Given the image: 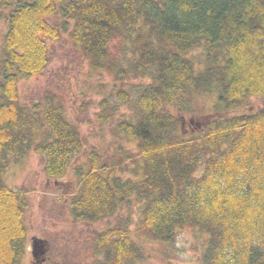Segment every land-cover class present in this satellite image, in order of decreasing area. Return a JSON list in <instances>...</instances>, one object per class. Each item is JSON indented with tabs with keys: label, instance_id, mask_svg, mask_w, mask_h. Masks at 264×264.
I'll return each mask as SVG.
<instances>
[{
	"label": "trees",
	"instance_id": "16d2710c",
	"mask_svg": "<svg viewBox=\"0 0 264 264\" xmlns=\"http://www.w3.org/2000/svg\"><path fill=\"white\" fill-rule=\"evenodd\" d=\"M18 14L0 86V264H23L27 250L28 196L4 175L32 151L43 157L48 180L70 169L78 177L67 204L75 221L129 211L93 240L91 264H141L150 246L169 258L181 229L206 237L198 264H264V108L228 113L264 96V0H40ZM53 14L59 22L48 20ZM66 34L91 75L114 81L98 119L129 110L113 131L136 145L120 148L130 176L118 162L102 165L95 149L76 161L85 144L62 94L20 102L19 81L41 74L50 62L47 41ZM207 96L215 104L200 107ZM218 110L207 126L184 134L185 116L194 122L198 112Z\"/></svg>",
	"mask_w": 264,
	"mask_h": 264
},
{
	"label": "rangeland",
	"instance_id": "374dc122",
	"mask_svg": "<svg viewBox=\"0 0 264 264\" xmlns=\"http://www.w3.org/2000/svg\"><path fill=\"white\" fill-rule=\"evenodd\" d=\"M47 18L51 22H59L56 14ZM5 30V25L1 19L0 42L2 33L6 32ZM47 43L50 49V62L41 74L19 81L20 102L24 105H33L40 102L41 94L48 90L62 94L66 101L68 118L78 124L85 144L83 154H79L76 161L82 162L87 152L95 149L104 156L102 165L113 167L112 164L118 162L117 168L125 167V172L122 174L130 176L133 166L123 156L121 157L120 148L125 151H135L136 145L116 136L113 131L117 127L118 120L126 117L129 110L125 105L121 106L114 116L115 118L105 123H102L97 116V112L100 111L99 104L104 97L111 93L114 81L108 74L103 76L91 75L87 61L70 42L67 34L58 41L48 40ZM139 82L140 80H129L128 84ZM118 84L120 85V83ZM198 102L200 107L202 104L211 106L215 104V99L213 96H207L200 98ZM263 108L264 96H254L250 98L244 108L233 109L228 113L242 115ZM223 112V110L211 111L210 114L198 112V115H194V122L191 120L192 115L188 114L183 119L184 134H194L200 130L201 125L207 126L212 115ZM4 179L11 189L16 192H24L29 200V206L24 217L28 229V241L23 264H34L31 254L33 237H41L48 233V236H51V240H53L56 235L62 237L72 234V237L79 239L78 246L81 247L86 242L92 244L99 233L118 223L122 217L127 218L129 213L125 209L116 216L105 218L96 223L75 221L69 215L67 207H64V196L68 198L76 191L78 177H74V172L70 169L68 176L57 182L52 179V184L49 186L47 184L49 180L44 173V159L40 154L33 151L20 161L12 160ZM61 182H64L66 186L62 185ZM134 217V220L138 218L135 214ZM205 240L206 237L196 230L181 229L177 235L175 251L169 253V258H163L157 252V246H150L146 248L147 261L141 264H198ZM89 246L91 245L89 244ZM71 250L72 248L69 249V251ZM60 259L59 256L58 260L60 261ZM83 261L85 264H91L90 250L87 257H83Z\"/></svg>",
	"mask_w": 264,
	"mask_h": 264
},
{
	"label": "flooded vegetation",
	"instance_id": "af4514ba",
	"mask_svg": "<svg viewBox=\"0 0 264 264\" xmlns=\"http://www.w3.org/2000/svg\"><path fill=\"white\" fill-rule=\"evenodd\" d=\"M39 5L40 0H0V20L2 19L3 25H5L6 29V32L2 33V39L0 42V86L2 84V74L4 70L3 57L9 47L8 36L12 28L11 26L13 24L14 17L16 14L17 16L20 15L18 13L24 8L36 9L39 8ZM47 184L50 186L52 183L51 181H48ZM61 184L66 186L64 182H61ZM67 191L70 192L68 189ZM71 195L68 198L64 196V207H67ZM48 235L49 234L47 233L41 237H33L31 240V254L34 264H85L83 257H87L90 250L89 244L91 245V243L86 242V244L79 247V239L72 237V234L68 236L64 235L62 237L56 235L53 240H51V236ZM36 238L42 241L45 249V253L43 255L38 254L37 258L33 255L32 250L33 243ZM74 244H77V246H74ZM70 248H72L71 251H69ZM59 256L61 257L60 261L58 260Z\"/></svg>",
	"mask_w": 264,
	"mask_h": 264
},
{
	"label": "water",
	"instance_id": "95a60500",
	"mask_svg": "<svg viewBox=\"0 0 264 264\" xmlns=\"http://www.w3.org/2000/svg\"><path fill=\"white\" fill-rule=\"evenodd\" d=\"M33 255L37 258L38 254L43 255L45 253L44 246L42 244V241L38 238L34 240L33 243Z\"/></svg>",
	"mask_w": 264,
	"mask_h": 264
}]
</instances>
